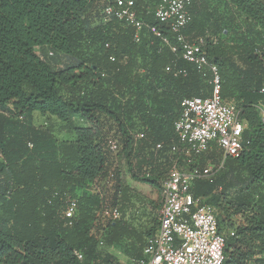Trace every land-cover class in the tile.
I'll return each mask as SVG.
<instances>
[{"label":"trees","instance_id":"1","mask_svg":"<svg viewBox=\"0 0 264 264\" xmlns=\"http://www.w3.org/2000/svg\"><path fill=\"white\" fill-rule=\"evenodd\" d=\"M114 1L0 0V264H83L79 253L84 264H123L100 244L113 248L132 235L134 259H144L156 232L136 233L122 213L104 223L106 199L85 191L111 170L110 134L122 145L119 157L132 179L160 193L175 161L189 168L184 153L172 150L180 147L174 124L182 101L206 98L211 87L180 50L165 44L163 37L173 45L177 40L152 13L160 0H134L146 24L139 42L132 26L104 21L103 9ZM191 14L187 38L201 14L195 0ZM210 18L214 33L232 43L204 36L203 50L219 66L223 98L239 105L247 128L240 156L226 158L213 183L197 181L192 191L217 209L227 237L223 264H264V124L258 111L264 103V0H225V13ZM154 26L163 37L152 33ZM178 69L187 74L177 75ZM36 114L47 123L37 126ZM50 120L71 138L59 139ZM219 157L213 151L200 166ZM117 168V194L109 204L121 212L132 190ZM73 200L78 211L70 225L65 212Z\"/></svg>","mask_w":264,"mask_h":264},{"label":"built area","instance_id":"2","mask_svg":"<svg viewBox=\"0 0 264 264\" xmlns=\"http://www.w3.org/2000/svg\"><path fill=\"white\" fill-rule=\"evenodd\" d=\"M193 0H160L152 11L154 17L169 27L175 35L177 45L163 37L157 27L151 31L163 37L166 45L174 53H182L183 59L194 65L201 76L211 87L210 96L206 98H187L181 103V114L174 124L180 147L174 145V152L182 151L189 168L181 166L178 161L169 170L161 183L162 206L159 226L155 235L148 239L144 248V259L138 264H223L227 237L220 232L216 207L207 204L203 198L196 197L192 191L195 182L205 180L213 183L224 161L218 167H201L200 159L218 148L226 158L239 157L244 149V132L247 123L241 117L239 105L235 101L223 98V80L219 66L209 61L203 47L206 38L190 41L184 34L192 23L191 8ZM105 22L113 19L124 22L135 29V41L139 42L146 26L138 17L134 0H115L103 9ZM52 56L53 53H50ZM115 61V58H111ZM167 72L172 71L167 67ZM177 75H186L187 70L178 69ZM264 95V86L260 88ZM259 117L264 124V103L258 106ZM141 133L138 139H143ZM113 168L103 183L116 178L119 153L122 145L114 133L106 141ZM182 147V149H181ZM162 144L156 149L161 150ZM78 211L76 200L69 203L65 215L74 220ZM101 219L103 222H115L121 219L118 207L109 203L104 207ZM230 235L235 236V231ZM84 264L83 253L78 254ZM90 264V263H86Z\"/></svg>","mask_w":264,"mask_h":264},{"label":"rangeland","instance_id":"3","mask_svg":"<svg viewBox=\"0 0 264 264\" xmlns=\"http://www.w3.org/2000/svg\"><path fill=\"white\" fill-rule=\"evenodd\" d=\"M205 0H195L196 5L200 8L201 14L198 17V25L193 31L191 36L193 38H200L206 36L209 39H225L226 42L232 43L228 38H225L221 35H217L213 30V22L210 18V14L216 13L218 15L225 13V0H207L208 4L203 5L202 3ZM37 52L40 53V50L37 49ZM47 120L36 116L35 124L37 126L45 125ZM48 125H52L55 128V133L57 137L61 140L70 139L71 136L66 133L62 126L56 120H50ZM216 155H220L219 160L216 163H213V159L207 160L205 166L207 167H218L224 161V155L222 151L218 148L214 149ZM120 171L122 172V179L126 186H128L132 191L130 192L129 199L126 203L122 202L119 206L121 208L122 219L129 225L136 233L144 234L149 231H153V234L156 232L158 221L160 217V206L162 202V193L160 189L154 188L151 185L139 183L132 179L131 175L128 172L127 165L119 157L118 158ZM113 165H111V169ZM117 180L110 181L109 183H101L93 189L85 190L89 194L101 193L102 196L106 199L107 203H112L115 200L117 194ZM84 192V191H83ZM83 192H79L82 195ZM237 221L239 219H236ZM107 223V222H104ZM147 237H145L146 239ZM136 245V238L134 235L127 236L124 240V243L113 248L104 249V246L100 244V247L103 251H107L111 254L117 261L123 264H137V260L134 259V251L131 249L132 245Z\"/></svg>","mask_w":264,"mask_h":264},{"label":"crops","instance_id":"4","mask_svg":"<svg viewBox=\"0 0 264 264\" xmlns=\"http://www.w3.org/2000/svg\"><path fill=\"white\" fill-rule=\"evenodd\" d=\"M188 39L190 40V41H196L198 38H193L191 35H189L188 34ZM37 49H39L40 50V53H38L39 55L40 54H42V51H41V49L40 48H37ZM37 49H36V51H37ZM38 114H36L35 116H37ZM200 198H203L205 201L207 200V198L206 197H203V196H199Z\"/></svg>","mask_w":264,"mask_h":264}]
</instances>
